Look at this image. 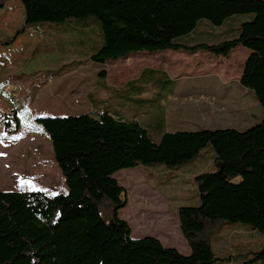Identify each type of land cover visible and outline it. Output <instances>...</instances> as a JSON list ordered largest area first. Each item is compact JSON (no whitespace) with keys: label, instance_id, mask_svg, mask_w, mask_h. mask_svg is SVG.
I'll return each mask as SVG.
<instances>
[{"label":"trees","instance_id":"trees-1","mask_svg":"<svg viewBox=\"0 0 264 264\" xmlns=\"http://www.w3.org/2000/svg\"><path fill=\"white\" fill-rule=\"evenodd\" d=\"M10 1L0 0V9ZM20 1L24 24L1 41L3 46L38 24L92 18L103 40L90 56L98 64L167 50L229 58L243 47L249 54L239 82L264 112V0ZM246 14L252 18L241 22L231 39L211 45L175 42L200 20L221 26ZM99 75L104 77V70ZM36 122L51 142L67 192H0V264H218L222 260L211 239L223 226L243 224L264 235V117L243 131L167 132L158 143L137 122L114 119L108 112L98 119L82 114ZM19 129L17 124L13 132ZM208 146L219 168L193 178L197 206L177 209L189 255L152 237L133 239L119 217L128 200L114 175L137 166H165L170 179ZM263 260L264 247L247 262Z\"/></svg>","mask_w":264,"mask_h":264},{"label":"rangeland","instance_id":"rangeland-1","mask_svg":"<svg viewBox=\"0 0 264 264\" xmlns=\"http://www.w3.org/2000/svg\"><path fill=\"white\" fill-rule=\"evenodd\" d=\"M13 6L18 8L19 1L15 0ZM251 18V14L237 15L221 26L200 20L192 32L175 42L211 45L231 39L239 24ZM23 23L19 9L0 10V192L49 188L67 192L54 161L51 142L36 122L38 118L88 114L98 119L109 111L121 116L123 121L137 122L153 143H158L167 132L235 128L218 122L220 114L215 112L217 104L212 97L215 94L208 88L218 75L205 74L231 71L230 76L236 77L245 53L249 52L243 47L235 49L229 58L201 50L193 54L167 50L132 54L129 61L122 58L98 64L90 61V56L103 45L94 19L38 24L35 28L42 35L34 32L40 37L39 42L34 43V37L25 33L19 45L3 46L1 41L11 37ZM84 31L90 35L83 36ZM31 44L34 45L30 47ZM103 70L105 74L109 71L117 75L119 81L124 76L134 79L144 72L139 80L117 87L99 75ZM92 94L96 98L94 105ZM5 115L9 117L1 118ZM17 124L20 129L15 133ZM206 149L210 151L211 147ZM156 167L137 166L114 175L128 200L119 217L131 228L133 239L156 238L182 254L189 247L178 232L177 209L195 204L192 200L195 186L190 189L191 180L183 185L180 178L174 179L176 174L166 179L170 173L165 175L163 167H166ZM218 168L217 163L209 170ZM171 185L175 192L169 195L166 189ZM211 243L222 260L218 264H264V260L247 262L264 247V235L243 224L223 226L212 236Z\"/></svg>","mask_w":264,"mask_h":264},{"label":"crops","instance_id":"crops-1","mask_svg":"<svg viewBox=\"0 0 264 264\" xmlns=\"http://www.w3.org/2000/svg\"><path fill=\"white\" fill-rule=\"evenodd\" d=\"M14 1L7 2L4 6V8L7 7V12H9L11 9H13V10L19 9L21 16L25 17V13H24L23 7L21 5V1L18 0L19 4H20V6L18 8L13 6ZM34 30L37 31V33H40L42 35L40 30H38V29H26L23 34L26 33L27 35L34 37V40H35L34 43H37L40 41V37L38 36V34H36L34 32ZM22 35H20L16 39V41L13 43L14 45H19L21 43V41L23 39ZM82 35L88 37L90 35V33L84 31V32H82ZM33 45L34 44H31L30 47H32ZM233 51L230 53V56L232 55ZM27 53H29V52H27ZM248 54H249V52H248ZM248 54L245 53L246 57L248 56ZM246 57H245V59H246ZM245 59H242L241 64H240V68L238 71H236L237 72L236 77L230 76V73H232L231 71H212L210 73L205 74L206 76H209L212 74L218 75V77H215V78H217V81L208 85V88L210 89V91L215 94V96H212V97H215V99H216L217 106L214 105V107L216 109L215 112H218L220 114L218 117V120H219L218 122H221L225 125L226 124L231 125V126L235 127L234 128L235 130H239V131H243L245 129H248V128L256 125L257 123L262 121V119L264 117V112H263L262 108L259 106V104H257L258 102L256 101V98H255L253 92L250 90H248L246 92L245 90H247V89L243 88L239 82L241 75H242V72H243V65H244ZM143 72L144 71H141L137 77H134V79H128L127 76L126 77L124 76L123 77L124 80L119 81L117 75L113 76L109 71H106L104 79L105 80L108 79L109 82H111L113 85H117V87H124L131 81L139 80V78ZM179 78L183 79V78H185V76H180ZM110 79H111V81H110ZM109 87L114 88L113 86H109ZM201 96H203V95H201ZM95 102H96V98L92 94V105H94ZM107 112L114 119H120L123 121L121 116L114 114V113H111L109 111H107ZM205 150H207V149H205ZM205 150H203L202 153L200 154V156L198 158H196L194 161L183 166V168L176 173L177 176L175 175L174 179L180 178L182 184L185 186L191 180L190 189L194 188V185L192 183L193 177L195 175L201 173V172L210 171L209 170L210 168L215 167L217 165L215 162V158H214L212 150L211 149H210V151H205ZM205 153H206V155H205ZM155 167H153V168H155ZM156 168H159V167L157 166ZM160 169H162V168H160ZM163 169H165L164 173L170 172L168 169H166L164 167H163ZM149 172L147 174H149ZM165 175H167V173ZM181 176H183V177H181ZM169 184H171L170 181H169L168 185ZM194 191L195 192L193 193V197H192L193 199L192 200L195 204L197 203V205H198L199 204V197H198V194H197L195 189H194ZM166 192H167V194L172 195V192H175V190H174L173 186L171 185L170 187H167ZM195 204H193V205H182L180 207L194 206ZM178 232H180L179 227H178ZM169 248H171V247H169ZM179 251L181 252V250H179ZM189 253H190V249H185V252H183L182 255L186 256V255H189Z\"/></svg>","mask_w":264,"mask_h":264},{"label":"built area","instance_id":"built-area-1","mask_svg":"<svg viewBox=\"0 0 264 264\" xmlns=\"http://www.w3.org/2000/svg\"><path fill=\"white\" fill-rule=\"evenodd\" d=\"M208 102L213 103V101H208Z\"/></svg>","mask_w":264,"mask_h":264}]
</instances>
